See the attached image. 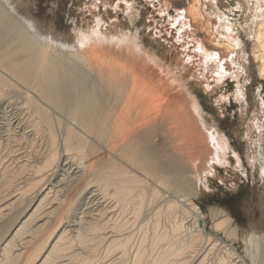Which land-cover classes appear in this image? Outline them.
Returning a JSON list of instances; mask_svg holds the SVG:
<instances>
[{
  "label": "bare ground",
  "instance_id": "bare-ground-1",
  "mask_svg": "<svg viewBox=\"0 0 264 264\" xmlns=\"http://www.w3.org/2000/svg\"><path fill=\"white\" fill-rule=\"evenodd\" d=\"M98 1L104 16L94 15L95 22L79 29L75 25L65 35L39 21L22 2L0 0V101L7 102L6 111L0 112V134L8 142L18 132L42 129L52 149L57 148L50 159L58 155L65 162L58 171L61 178L41 191L38 207L13 238L66 176L73 175L71 180L84 187L77 213L81 220L73 217L62 224L65 216L56 213V227L41 249L21 263L38 259L37 264H46L63 247L70 251L71 264H264L262 222L258 227L250 224V232L242 235L232 228L229 213L222 217L215 212L209 229L194 202L214 177L216 165L234 164L228 137L196 91L200 87L205 95H214L221 90L215 105L244 112L247 93L242 88L252 69L239 38L250 39L259 85V115L249 131L257 132L255 159L261 162L259 183L264 188V0H179L187 5L172 15L169 5L174 0H147L148 23L166 42L162 52L146 46L137 31L140 13L135 3ZM97 4L87 6V12L100 10ZM244 9L251 17L245 27L237 20ZM119 14L129 22L127 31ZM162 30L174 31L175 41L167 40ZM161 125L166 134L159 132ZM232 153L236 169H242L239 154ZM201 159L209 161L211 170L199 178L192 162ZM44 169L32 171L40 174ZM42 225L28 230L30 239L23 248ZM67 231L70 240H65ZM7 242L0 248L2 256L15 248H7Z\"/></svg>",
  "mask_w": 264,
  "mask_h": 264
},
{
  "label": "rangeland",
  "instance_id": "rangeland-1",
  "mask_svg": "<svg viewBox=\"0 0 264 264\" xmlns=\"http://www.w3.org/2000/svg\"><path fill=\"white\" fill-rule=\"evenodd\" d=\"M17 1L22 2L23 6L28 8V10H30V12L33 13L39 21H42L43 23L45 22L49 26L53 25L54 27L57 28L59 32L64 33L65 35L68 34L75 27V25L79 29L81 28V26L84 27L87 24H92L93 21L95 20L93 18L94 15L96 17L104 16L103 15L104 6H102L98 0H17ZM103 1L115 4V0H103ZM218 1L220 4L222 0H218ZM131 2L135 3L134 8L140 13L139 16L140 19L139 21L136 22L135 26L137 27V31L140 33V36L144 38L146 46L153 45L162 52L164 50V46L166 47L165 45L166 42L159 39L160 35L159 34L156 35L154 33V27H152L151 24L148 23L150 21L148 17L151 12V8H150L151 5L147 3V0H131ZM236 2H241V0H236ZM91 3L93 4L98 3L97 5L100 8V10H96V12H94L96 14L93 13V15L87 12V8H88L87 6H90ZM186 5H187L186 2H182L179 0L172 1L171 4L169 5L170 15L173 14V10L179 11L185 9ZM208 10L209 8L206 10V12ZM246 12L247 11H245L244 14H238L239 15L238 18L237 17L234 18V19L237 18L239 23H241L242 26L244 25V27L246 24L249 23L251 19V17L247 15ZM156 14L157 13H154V15ZM118 18L121 20V24H125L124 31H127V29L130 28L128 24L129 22L128 21L125 22L121 14L118 15ZM104 19L105 21L108 20L106 18ZM161 33L170 42L173 43L175 41L176 34L174 31L172 32V34H170L169 32L162 30ZM239 39L243 40V45H245L244 57L246 56L245 57L246 61L250 62L248 65H250V69H252L249 72V74H247L248 80L243 84V88H242L244 89L243 91L247 93L245 97L247 103L246 104L244 103L246 109L242 108L244 112L240 114L238 108L220 109L217 105H215L217 104L216 100L219 98L220 94L223 93L221 92V90L220 92L219 90L217 91L218 94L205 95L203 92H201V88L199 87L196 93L202 107H204L208 115L212 117L214 119V122H216V124L219 126L220 130L226 135V137H228L232 148V152H234L235 154L237 153L239 154L240 159L242 161V166H241L242 169H240V167L236 169L235 158L233 153L231 152L229 154V158L230 160H232V162H234V164L232 163L231 165L229 166L227 165L225 167L223 166L219 167L216 165L215 167L217 170L216 173L214 174V177L212 176V178H210V181L207 182V184H205L206 186L204 185L205 188L202 191V195L198 196V199H196L194 202L195 205L198 207V209L201 211V213L204 214L206 228L210 229V227H212L213 219L211 218V216L212 214H215V212L216 213L219 212L221 214L224 213V215H228L227 213H229L234 219L232 221L233 223H231L232 228H235L238 231V233L245 235L248 232H250L249 229L254 227V224L255 227H258L261 222L264 225V219H263L264 196L262 195L263 194L262 191L264 190V188L259 183L260 181L259 164L261 162L259 159H255L258 156L256 155L258 153L257 152L258 145H256L255 143L256 140L258 139V137L256 136L257 132L249 131V128L251 129L252 125L254 124L253 118L254 117L256 118V116L258 117L259 115L258 107L260 108V106L258 100L259 98L257 97V93L259 92L258 90L259 85L258 82L256 81V75H254L256 72L255 64L250 59V55L252 52V45L250 39L249 38L247 39V37L245 39L244 38H239ZM154 40L156 43L154 42ZM166 54L173 55V52L167 51ZM252 64L253 67H251ZM251 75L253 77H251ZM0 107H1L0 112L2 113L3 111L5 112L6 111L5 107H7V102L0 101ZM14 107L15 106H12V109H14ZM221 111H223L224 115L221 113ZM29 131L25 132V134L24 132H20V133L18 132L15 136L16 138L14 137L13 140L10 139L8 141L9 143L6 141V139L3 138L2 134H0L1 137L0 139V248H2V246L4 247L8 243L7 241L9 242L11 241L10 245H8L7 248L12 249L13 247H15L10 251V255L9 254L3 256L2 254L0 255V264H22L21 262H23V260L25 261V259L27 260L28 258L35 256L38 252L37 251L38 246H39L38 250H40L41 249L40 247L46 235L47 234L49 235L51 233V229L53 231V229L56 227V223L58 222V221L56 222V220L54 219L55 217H57L56 213L57 214L61 213L59 216L61 218L65 216L63 218L64 221L62 224H65L67 222H72L73 217H75L74 219L78 218L76 222L77 221L79 222V220H81L80 219L81 215L77 213H79V208L82 205L81 200L84 197L83 196L84 193L82 194L83 192L82 188L84 187H80L81 181H78L76 178H73L71 180L73 175H71L70 178L66 176V179H64L65 182L63 181L62 184L58 186L59 188H56L55 193L53 195L51 194L49 198H46V200H43L41 202V206L38 208L36 213H34V216H32L31 219H29L30 221L28 220L27 225L25 224L24 230L22 229L24 233L21 232L20 235L13 238L14 235L13 233L15 232V230H17L22 224L26 223L28 216L32 214L34 208L38 207L39 205L38 203L42 198L41 193L45 189L51 188L56 183L55 181H58L61 178L60 176L61 173L58 171L60 170V168H62V165L65 164V162L63 163L62 161L63 158L61 156L56 155L53 160L50 159L49 156H51L52 153L55 152L54 150L57 148L52 149L51 143H48L49 137L45 133H43L45 131H43L42 129H39L37 131H31V130ZM159 132L166 134V126L161 125L159 128ZM21 134H24L22 135L23 137L21 136ZM57 134L58 133L55 132V135L58 137ZM42 135H44V137H42ZM24 136L27 139H25ZM19 141L20 143H16ZM48 148L50 152L48 151ZM79 158L76 157L75 159L78 160ZM80 161L84 163L87 162V159L85 160L81 159ZM80 161L78 163H80ZM46 163H48V165ZM192 164L196 168V174L198 175L199 178H202L204 173L211 170L208 166L209 161H205L204 159H201L200 161L196 160V162H192ZM43 166L47 168L44 169L45 174L43 170H41L40 174L34 173L36 169H40V168L43 169L44 168ZM47 173L48 175H46ZM39 178H42V180ZM74 185L76 189L74 188ZM60 186L61 188L64 186L62 188L63 190L60 188ZM75 193L78 194L77 199H75L76 198ZM71 196L74 197L75 200ZM72 199L73 202L70 201ZM50 202L56 204L49 205ZM64 207L66 208L64 209ZM54 209L56 211L54 212V214H52V216H50L51 214L49 215V213L54 211ZM219 209L221 211H219ZM66 210L67 211L70 210L68 212L69 213L72 212V216ZM221 216L223 217V214ZM260 217L263 221L260 219ZM44 218H46L48 221ZM83 221L85 220L82 219V222ZM42 223L44 224L42 225ZM40 224L42 225V227L39 230L41 229L42 230L38 232V236L35 234L36 235L34 237L35 241L34 239L32 240L33 244L31 242L30 244L27 245L26 248H23L24 247L23 244L30 239L29 237H27L28 230H31L32 227H34L35 225H37L36 227H40L41 226ZM250 224L252 227L250 226ZM66 233H68L70 236L68 235L67 237L66 235L67 238L65 240H70L72 235L68 231ZM220 236L221 235L218 234L219 238ZM20 243L22 244L20 245ZM239 246H240V250L242 251L243 246L242 247L241 245ZM31 252L34 253V255ZM24 253L25 254L28 253V254L24 255ZM69 254L70 251L68 248L66 250V248L63 249V247L62 248L58 247V250H56L52 255L49 256L46 264H59V263L62 264L64 262H68ZM37 261L38 259L33 260L32 264L35 263L37 264ZM68 264L71 263L68 262Z\"/></svg>",
  "mask_w": 264,
  "mask_h": 264
}]
</instances>
